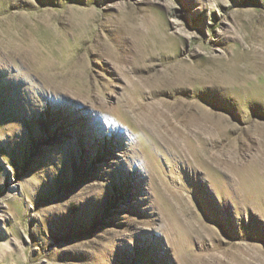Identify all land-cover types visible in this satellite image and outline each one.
I'll list each match as a JSON object with an SVG mask.
<instances>
[{
    "label": "rangeland",
    "instance_id": "rangeland-1",
    "mask_svg": "<svg viewBox=\"0 0 264 264\" xmlns=\"http://www.w3.org/2000/svg\"><path fill=\"white\" fill-rule=\"evenodd\" d=\"M0 264H264V0H0Z\"/></svg>",
    "mask_w": 264,
    "mask_h": 264
},
{
    "label": "bare ground",
    "instance_id": "bare-ground-1",
    "mask_svg": "<svg viewBox=\"0 0 264 264\" xmlns=\"http://www.w3.org/2000/svg\"><path fill=\"white\" fill-rule=\"evenodd\" d=\"M231 38V37H230ZM239 38H240V30L238 29V28H236L235 30L233 29L232 30V38L231 39H233V41L235 40H239ZM180 69V68H179ZM178 69V70H179ZM182 70V69H181ZM177 77L180 79V80H185L186 79V76L184 75V73L182 72V71H178L177 73ZM221 118V117H220Z\"/></svg>",
    "mask_w": 264,
    "mask_h": 264
}]
</instances>
